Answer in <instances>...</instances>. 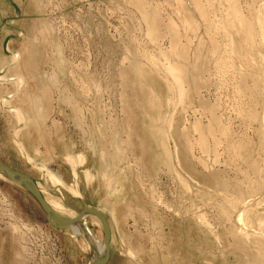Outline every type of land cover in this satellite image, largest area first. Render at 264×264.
Returning <instances> with one entry per match:
<instances>
[{
  "label": "rangeland",
  "instance_id": "obj_1",
  "mask_svg": "<svg viewBox=\"0 0 264 264\" xmlns=\"http://www.w3.org/2000/svg\"><path fill=\"white\" fill-rule=\"evenodd\" d=\"M129 1H132L133 4L135 3L134 7L132 4V7L129 5ZM246 1L253 2V0H240L243 9H245ZM255 1L257 5L264 3V0ZM10 2L2 3L0 0V17L3 22V24L0 23V32L2 33L0 35V56L4 55L8 57L12 53L20 54L21 62L19 63L21 65V70L17 69L15 71H22L24 74L26 73L25 76L30 77L34 71L43 72V75L50 73V70L53 71L55 67L54 57L56 51H60L65 61V68H61L63 65L58 64V69L56 68V70L60 72L67 71V73L71 72L74 74L75 79L83 77L90 90L88 91L89 95H85L88 97L86 99V97L80 95L83 93L80 89L81 85L78 82H72V78L68 77L64 82L65 85L51 87L42 92L44 98L40 107L41 114L35 117L31 110L32 107L28 105L30 101L27 98L30 93L29 91L28 93L21 91L20 94H18V92L15 95L16 92H13L12 82L10 84L5 83L0 85V95L3 96L8 92L10 94L14 93L11 99L12 106L22 108L30 115H28V127L25 128L24 134L26 135V140H30V144H36L35 146L42 155L43 152L45 155H50L54 146L58 147V144L64 145L67 143L68 136L72 133L70 129L66 128L68 124L62 122L68 115L73 114L71 108L64 104V97L73 96L76 98L75 102L78 104V106L75 107L74 121L71 118L73 125L84 134H90V129L94 131L95 127L100 126L103 129L102 131L108 135V138H104V143L106 145L107 141L111 140L112 137L110 129L103 127L99 123L100 119L98 116L100 115L98 113L101 111V113L104 114L102 115L107 119L106 122H109L111 119H119L117 115L113 114L115 104H120L119 106L121 108H119V110L122 114L128 112L126 108L121 106L124 101L122 93L119 95V101H113L111 89L106 87L108 81L113 83L112 80L115 79L117 83L128 84L129 82H127L126 79L130 81L131 79L129 78L132 77L134 79L133 84L139 87L138 107L140 108V106L143 107V105H147L146 100L148 95L143 86L140 85L138 75L131 70V62L134 60H138L140 63L148 62L146 58L147 55L145 54L146 56H143L146 51L147 54L156 57L161 63L167 62L166 57H168L171 62L174 60V62H177L179 60L167 56V54H170V51H172L171 47L169 49L170 40L168 37L162 36L163 39L160 41L161 37L155 39L153 35L148 34L146 31L147 26L144 27V22L140 20L142 12L136 7V0H11ZM146 2L145 4H150V10L155 8V10L157 9L159 12H162H160L161 15L159 12L158 14L164 24H167V21L169 22V20H167L168 17L170 18V23H174V25H172V23L170 25L173 27L177 25L175 30L177 27L178 29L182 27L179 30L177 29V32H179L178 46L180 45L179 47H182L183 45L181 44L187 46V44H189L187 43L188 40H191L192 44L187 46L190 48L191 52L193 47L199 42L197 37L199 32V30H197L198 25H195V29L192 28L194 22L190 24L191 28L190 26L188 28L187 23L182 19L180 21L179 18L181 17L177 16L179 12L175 6L168 2L163 0H154L153 2L152 0H146ZM157 2H160L159 4L161 6L158 7L159 4L155 5ZM163 5L166 6L164 7ZM135 7L138 10H136ZM145 9L147 10V7H145ZM130 13L133 14L135 19L137 18V21L130 20ZM171 19L173 21H171ZM47 22L49 25H47ZM42 25H44V27L47 25L46 29H50L46 34L44 33V35L40 32ZM186 27L188 30L194 29L191 31H195L197 35L195 33L193 35L191 31L187 32L188 30ZM160 30H163V28H160ZM149 36L153 38L154 42L157 40L159 44L153 43V40L150 41L151 38ZM192 37L196 38L193 39ZM160 49L163 52L168 49L169 53L167 52L165 54V52H160ZM157 52H160L159 56ZM162 53L164 56L166 55L165 58H163ZM171 58L172 60H170ZM47 59L49 61H47ZM190 60L192 61V57ZM209 66V70L205 71V73L200 72V75L199 72L198 74L196 73L197 76L195 77L199 78L200 81L202 79L201 83L198 81L199 79H196L191 74L192 77L186 74L187 78L184 77L185 75L183 74L182 76L180 75L181 82H185L182 84L181 82H177L174 75L163 73V76L153 70H147V67H144L141 73L142 76L144 75L145 78L149 79L148 81L151 83L153 89L159 94L161 104L163 103L162 101L166 102L163 108L160 107L162 108L160 111L163 112L165 108L166 112L169 110V113L167 112L168 117H170V115L171 117L173 116L172 120L174 121L178 119L179 126H181V123H184L182 124L184 127L182 126L181 129L184 128L183 131H185L184 134H186L185 141L190 143L187 144L185 142V145L183 144L181 147L180 159L184 169L180 170V172L186 177L189 184H191V189L194 188L195 190L196 188L200 190L198 195V197H200L195 200L196 196H194L193 193L186 191L178 182L172 181V178L166 173H163V171H158L156 173L151 172L153 170L149 167L150 165H148L149 169H147V171H143L142 165L135 169L134 172L133 170L132 172L131 170L127 171L130 182L132 180L134 184L133 186H140L136 188L139 194H136L138 201L134 203L137 210L133 206V215H122L123 217L118 215L115 220V226L118 227V233L125 237V247L137 249L141 254H144L139 255L140 264H261L260 262L253 261L252 254L255 251L264 253V131L262 132L261 129V120L264 117V89L259 84L254 87L251 82L252 80L249 78L246 80V89H249V93L251 91L254 93L255 99H248L247 97L249 96H247V91L245 93V98L243 93L237 91L238 85L236 86V81L233 80L235 77H233V75L224 70L222 71L223 74H221L222 72L217 70L219 75L215 72V69V71H213L211 65ZM144 71H146L147 75H145ZM0 75H2V73H0ZM9 75L8 81L15 77L13 71L10 72ZM192 78H195L197 87L200 86L198 90L193 88L194 85H191V82H193ZM152 80L154 82H152ZM168 82L173 83V90L171 88V92L167 85L169 84ZM202 82H205V84ZM36 83L37 82L29 81L27 88L29 89L32 87L37 91L38 88ZM178 83H181V85H177ZM99 86L100 88H98ZM122 86H119V88ZM82 88L85 89V86ZM257 93H260L261 96H257ZM170 95V99H173L171 107L169 106L170 100L169 102L166 100L169 99L168 97H170ZM205 102H208L207 105H209V108L214 109V112H216L214 115L211 113L210 109H208L207 112L205 108H202L203 105L207 107V105L205 106L204 104ZM161 106H163V104ZM248 110L255 111L256 117H250V112H247ZM107 111H109V114H107ZM1 114L2 113H0V164L21 172L33 178L34 181L38 180L40 184L45 185L46 189L44 188V190L47 194H51L50 196L52 198H54L53 194L55 192V195H57L55 199L60 197V195L63 194V190L47 182L43 177L44 174L42 171L38 172L41 165L39 167H31L27 164L26 166L29 167L26 168L25 164L19 162L15 149L9 150V147L6 149L4 145L10 140L11 133L8 134V126L7 123H5L4 117L6 116V119H8L7 115ZM140 114L141 116L137 123V126H139L141 130L138 133L140 136V147L137 148V146H134L133 150L148 154L145 141L147 140L146 135L148 136L150 134L148 131L144 130V125H146L145 122L148 124V119L145 120L142 118L141 111ZM91 115L95 116L99 125H96L95 119L90 117ZM211 115H213V119L215 116L219 118V121H221L220 124H222L224 128L226 127L225 131L229 132V134L225 133L223 135L220 132H215V130L213 133L211 132V136L207 133L206 136H209H205V132L208 131L209 128L205 129L203 126L208 125V120H210V118L212 119ZM165 116L167 118V114H165ZM30 117L35 118L31 120ZM194 123L196 125L193 129L191 126H193ZM215 124L212 122V125ZM123 127H126L125 129L128 130L127 124L123 125ZM201 127L204 128V133ZM196 129L197 132L195 131ZM199 131L203 133L202 136L204 139L207 138L205 146L201 144L200 140H202L203 137ZM179 132L182 131L179 130ZM136 134L137 132L134 133V135ZM227 135L228 137H226ZM212 136L215 137V140L219 138L221 143L215 142ZM260 137H262V139ZM212 140L218 145L214 144ZM90 141H88L87 144ZM125 141L127 140L125 139ZM141 141L144 143H141ZM240 142L243 143L242 145L245 144L246 146H242L243 148L239 146L238 148ZM227 143L231 146L230 148L227 146ZM171 146L173 148L172 141ZM59 148H61V146H59ZM192 156L196 159L195 161L199 159L198 163L191 158ZM189 159L193 161V164L188 162ZM247 159L250 160L248 161ZM176 161L177 160H175V162ZM150 162H152L151 159L149 164ZM251 162H255L254 165L256 164L260 167L259 176L255 174V170L253 171L254 166ZM51 163L52 162L49 161L48 164L56 166ZM194 165L196 166L194 167ZM34 175L36 177L39 176L40 179L36 178ZM97 176L98 178L101 177L99 173ZM193 177L195 179H193ZM74 183L75 185L73 188L78 190L77 185L79 184V180ZM127 188L130 192L135 190V187L127 186ZM0 189L11 197H9V200H11L12 203L16 200L18 204L12 207V210L16 215H21L24 224L32 227H29V231L20 228L22 232L26 233H24L23 237H20L21 231L19 230L14 234V231L8 226L10 223L8 216H6L8 213L0 202L1 264H88V259L92 256L91 250L88 249L89 253L86 254L84 250L87 246L81 244L82 242L73 241L63 248L61 236L56 235V232L49 226L46 214L43 209L39 207L40 205L37 200L29 193L28 198L24 197V188L0 179ZM59 190L61 194L58 192ZM227 200L229 202H227ZM251 200L255 201L253 208L258 210L257 213L259 215L257 216L261 215L263 217L260 219L261 221L259 220L260 222L258 221V228L253 230H250V227L242 228V225L237 222L241 213L235 214L234 209L230 208V206H233L234 202H240L241 209L239 208V211H245L242 214V218L247 224V214L245 213L250 209V207L247 206ZM98 201L95 200L94 205H87L86 207L97 209L99 207ZM171 207L172 209H178L181 216L175 217V215L179 214H175L172 209L170 210ZM82 208L84 207H80L77 211ZM194 208L198 215L202 216L203 223H201L203 226L201 225L200 228H196L193 225V220H191L189 216L193 215L192 211ZM218 208H223L226 211L228 209V212L231 214L228 215L227 218V216L221 215L220 209ZM138 210L139 212H137ZM114 211H116L115 206ZM127 211L132 210L128 209ZM135 213L140 214L136 215ZM87 219L88 217L85 218L83 223H86ZM208 220L215 224L214 228L208 227L209 225L206 223ZM94 229L97 230V228ZM236 230L243 232L242 235H238ZM212 231L218 233L219 241L216 242L214 238H212ZM257 232L262 236L259 242L260 245L257 244L258 241L255 244L251 239H247L249 236L248 233H252V235L255 236V234H258ZM116 238L118 240H116L114 249H116L118 253L121 250L119 247L120 236L116 235ZM74 245L77 246L80 249V253L83 254L76 256L75 260L72 259V256L70 258V255L66 252L68 248H73ZM116 250L113 251V257L114 254H116ZM15 251L19 252V255H16ZM120 252V255L122 254V259H120L121 256L119 257L118 253V257L114 260L116 264H121L122 260L126 259L125 252ZM2 254L4 255L2 256ZM20 256H22V258H20ZM110 258L108 263L111 264ZM128 263L131 264L130 262ZM262 264L264 263L262 262Z\"/></svg>",
  "mask_w": 264,
  "mask_h": 264
},
{
  "label": "bare ground",
  "instance_id": "obj_2",
  "mask_svg": "<svg viewBox=\"0 0 264 264\" xmlns=\"http://www.w3.org/2000/svg\"><path fill=\"white\" fill-rule=\"evenodd\" d=\"M1 1H2V3H4V2H10L11 0H1ZM153 1L154 0H152V2ZM163 1L168 2V3L172 4L173 6H175V8L179 12V14L178 15L176 14V15L181 17V18H179L180 21L182 19L183 21H185L187 23L188 28H189L190 24H193L194 22L195 23H194V26L192 25V28H194L195 25H198L197 30H199V32H198L197 37H198L199 42H197V44L193 47L191 52H190V48L187 47L189 44L190 45L192 44L191 40L189 41L188 39H186V40H188L187 43H189V44L186 43L187 46H184V44L180 43L183 46L179 47L180 46V45L178 46V44H179L178 43L179 32H177V31L182 28L181 26L183 24L181 26H179L181 28L178 29V27H177L178 30L177 29L175 30V27L177 25L175 24L176 26L173 27L172 25H174V23H172V22H171L172 25H170L171 24L170 18L167 17V20H169V22L167 21V24L163 23L162 19L160 18V15L162 13L161 11H160L161 13L157 9H156L157 10L156 11L154 7H153L154 8L153 10H150V4L149 5L145 4V3H147L146 0H136V7L140 10V12H142L140 20L144 22V25H145L144 27L147 26L146 31L148 32V34L153 35L155 37V39H157L158 37H161V40L159 39L160 41H162V39H163L162 36L168 37L170 40L169 41L170 42L169 49L171 47L172 51H170L171 53L167 54V56L173 57V58H176L177 60L178 59L179 60L177 62H174L175 60L173 62L169 61L168 57H166V55L165 56L163 55L164 52H165V54L167 52L169 53L168 49H167V51L165 50L164 52L160 49V52L161 51L163 52L162 53L163 58L166 57L167 62L165 60H163L166 63H161V61H159L156 57L147 54V51H146V53L144 52L143 56L145 54L147 55L146 58H147L148 62L140 63V61L134 60L133 62H131L130 66H131V70L138 75V78L140 80L139 83L141 86H143V88L145 89V92L148 95V98L146 100L147 105H143V107L140 106V111L142 113V118L145 120L148 119L147 120L148 124L145 122L146 125H144V130L148 131V133L150 134L148 136L146 135L147 140L145 141L146 142L145 144L147 147L146 150H148V154L150 155V159L152 161L149 164L150 165L149 167L152 168V170H153L151 172L156 173L158 171H163V173H166L169 177L172 178V181L178 182L180 185H182V188L184 187V189L186 191H190L191 193H193L194 196H196L195 200H197V198L200 197V196L198 197L200 190H198L196 188H195V190H194V188L191 189V186H190L191 184H189L186 177H184L182 175V173L180 172V170L184 169L183 164H182L181 159H180L181 147L183 144L185 145V142H186L185 141V137H186L185 135L186 134H184L185 131H183L184 128L181 129L182 126L184 127V125H182L184 123H181V126H179L180 124L178 125V119L174 121V120H172L173 116L171 117V115H170L171 118L168 117V113H169L168 111L169 110L167 111L168 113L165 111V108H164L165 113H164V111L163 112L160 111V109H162L165 106L164 103H166V102L162 101L163 106H161L162 104H161V98H160L159 94H157V92H155L151 83L148 81L149 79L145 78L144 75H143L144 76L143 77L141 75V73L143 72L144 67H147V70H153L154 72H156L158 74H162L163 76L166 73L174 75V77L177 79V82H181L180 77L182 76V74L185 75L184 77H186V74L187 75L191 74V75H193V77H195V76H197L198 72H199V75H200V72L205 73V71L209 70V68H210L209 65H211L213 67V71L216 70L215 72H217V70H220L221 72L224 70L227 73L233 75V77H235L233 80L236 81V86L238 85L237 91H240L241 93H243V96H245V98H246L245 93L247 91V93H248L247 96H249L247 98L248 99H255L254 93L252 91L249 93V89L248 90L246 89V86H247L246 80L250 78L252 80V81L251 80L250 81L253 83L254 87H256L259 84L264 89V3L257 5L255 0H253V2H249V1L247 2L246 1L247 3L245 2V4H246L245 9H243L242 5L240 3V0H163ZM131 2L129 3V5L131 6V4H132L134 7L135 3L133 4V2L132 3ZM149 2H151V1H149ZM159 3L157 2V4H155V5H158ZM159 6H161V5L159 4L158 7ZM145 7H147V10L145 9ZM137 8H136V10H138ZM151 8H152V6H151ZM173 10H174V8H173ZM158 12L160 13V15L158 14ZM136 19L134 18L133 14L130 13V20L135 21ZM177 20H178V18H177ZM0 21H1V17H0ZM164 21H165V19H164ZM171 21H173V20L171 19ZM1 23L3 24L2 21H1ZM47 25H49L48 22H47ZM46 26L45 27H44V25L41 26L40 32L43 35H44V33L46 34L50 30V29L47 30ZM187 27H186V29H187ZM160 28H163V30H160ZM190 28H191V26H190ZM138 29L141 30L140 28H138ZM194 29H190V30L187 29L188 30L187 32H190L191 30H194ZM192 32L193 31H191V33ZM194 33L196 34L195 31L192 34L194 35ZM1 34L2 33L0 32V35ZM183 34H184V31H183ZM185 35H183V36H185ZM180 37H182V36H180ZM150 38H151L150 41H152L153 38L152 37H150ZM195 38H193V39H195ZM181 39H184V38H181ZM156 41L154 42V40H153L152 42L157 44L158 41L157 42ZM159 47H160V45H159ZM156 48H157V46H156ZM160 52L159 53L157 52L158 56H159ZM56 55H57V58H56ZM56 55L54 57L55 67L53 68V71L50 70V73H48L46 75H43L42 74L43 72L40 73V72L34 71V73H32L30 75V77L25 76L26 73L24 74L22 71L21 72L15 71L17 69H20V67H21V65L19 63V62H21L20 61V59H21L20 54L12 53L8 57H6L4 55L0 56V73H2V75H0V85L5 84V83L10 84L12 82V87L14 89L13 92L14 91L16 92L15 95L18 92H19L18 94H20L21 91H24L27 93L29 91L30 93L28 94L27 98L30 101H29V103L28 102L27 103H28V105H30L32 107L31 110L33 112V115H35V117L40 116V114H41L40 107L42 105L41 102H43V98H44V94L42 92L50 89L51 87H55L58 85H65L64 82H65V80H67L68 77L72 78V82H74V83L78 82L81 85L80 89L83 92L80 94L81 96L86 97L85 95H87L88 91H90L88 88L87 82L83 77L75 79L74 74L71 72L67 73V71L60 72V71L56 70V68L58 69V64H62L63 67H61V68H65V61L62 58L60 51H56ZM191 57H192V61L190 60ZM160 58H162V57H160ZM170 60H172V58ZM47 61H49V60L47 59ZM143 64L146 66H144ZM61 68H60V70H61ZM32 69H34V68H32ZM12 71L15 73V77L12 80L9 79V81H8V78L10 76L9 73ZM144 72H145V75H147L146 71H144ZM217 74H219V73L217 72ZM221 74H223V72ZM191 75H190V77H192ZM206 75H207V73H206ZM167 77H168V75H167ZM186 78H185V81H186ZM195 78L199 79L197 77H195ZM195 78H192L194 83L191 82L192 83L191 85L192 86L194 85L193 88L198 90V88H200V86L197 87V82H196ZM182 79H183V77H182ZM206 80H207V78H206ZM29 81L30 82L31 81L37 82L36 83V86L38 88L37 91H35L32 87L29 89L27 88ZM198 81H200V79ZM201 81H202V79H201ZM201 81H200V83H201ZM152 82H154V81L152 80ZM183 82H181V83L183 84ZM168 83L169 84H167V85H168L170 92H171V88L173 90V87H172L173 83L172 82H168ZM181 83H178L177 85H181ZM202 83L205 84V82H202ZM203 84H201V85H203ZM84 86H85V89L82 88ZM98 88H100V86ZM187 88H188V86H187ZM13 94H10L8 92V93H5V95H3V96L0 95V107H1L0 113L7 115L8 119H6V116L4 117L5 121H6L5 123H7V126H8V134L11 133L10 140H8L4 146L6 147V149H7V147H9V150L15 149L16 153H17V157L19 158V162L25 164V166L27 164H29L31 167H39L41 165V167L39 168V171L38 170L37 171L38 172L42 171V173L44 174L43 177L47 180V182H50L55 187H59L60 189H67V191L69 193H71V195H73V197L81 196V195H79L80 191L74 189L73 187L75 185L74 182H76L78 180V174L76 172V168L78 166L80 167V165H83L85 163L86 158H87L85 155L86 153L85 154L79 153L77 155H74V154L72 155V154H69L67 152L65 154L66 156L64 157V161L67 162L68 164H70L72 171H73L72 172L73 185L72 184L66 185L65 182H63L58 177V175L56 173L52 172L50 170V168L46 165V162L44 161L45 159L43 160V155L35 146L36 144L35 145L30 144L29 143L30 140H26V137H25L26 135L24 134V131H25V128L28 127V122H29L28 115L29 114H27V111L23 110L22 108L12 106L11 99L13 97ZM181 94H183V93H181ZM198 95H200V94H198ZM235 95H236V93H235ZM259 95H260V93H257V96H259ZM187 96H186V99H187ZM183 97H184V95H183ZM87 98L88 97H86V99ZM168 98L169 99H166V100H167V102H169V100H170L169 106L171 107L173 99H170L171 95ZM75 101H76V98L73 96L64 97V104H66L68 107H70L72 112H73V114H71L73 121H74V117H75V113H74L76 110L75 107L78 106V104ZM207 103L208 102L204 103L205 106L207 105ZM167 105H168V103H167ZM210 106H213V105H210ZM160 107H162V108H160ZM207 107H204V105H203L202 108H205V111H207V112H208V109H210L211 113H213V115H214V113H216V112H214V109L209 108V105H207ZM206 108H207V110H206ZM156 109H157V113H156ZM216 109H217V107H216ZM107 110H108V108H107ZM185 110H187V109H185ZM247 112H250L249 113L250 117H256L255 111H252V110L249 111L248 110ZM98 114L100 115V116H98L100 119L99 123L103 127L110 129V134H111L112 139L107 141L106 147H104L105 144L103 145L101 140L92 139L87 144V147H88V149H90L93 152L99 150V153H100L99 157L101 158V161L107 162V163H105V165L109 164L108 161H110V160L113 161L112 163L109 164V166L106 165V166H108L106 168L108 170H107V172L103 171L106 173H101V175H100V171L97 172V174L99 173V176H101V179L103 178L105 180L104 181L105 182V189H106V193L108 194V197L106 199L98 202L100 209L97 208L100 210V212L99 211L98 212L102 214V216L104 217V219L106 221V224L108 226V233H109V241H108L109 254H108V257H107L104 264H107L110 256L112 255L111 249H112V247H114L113 245L116 244V240H118L116 238V235L120 236V239H119V242H120L119 247L121 249L120 251H124L125 257H126L125 260H122L121 264H123V261H124V264H129L128 262H130L131 264H140V258H139L140 256L139 255H142L143 253L141 254L137 249L125 247V242H124L125 237L118 233V227L115 226V224H116V222H115L116 216L114 215L115 214V211H114L115 205L113 202H112L113 203L112 204L110 201H108V199L110 200V198H112V197H113V199L114 198L116 199V197H118L119 195H120V199H121V197L122 198L126 197V195L130 192V190L126 186V184L128 183V179H129V176L127 174L128 172L125 171L124 169L118 170L116 167L117 156L121 155L122 147L123 146H128L129 148L131 147L129 144L130 138L127 137L129 139V140H127V143L125 141L126 138L123 140L120 132L124 127L122 128V124H121L122 122L121 121H120L121 123L119 122L120 119H111L109 122H106L107 119H105V117L103 116L104 114L101 113V111ZM165 114H167V118H166ZM209 114H210V112H209ZM213 115H211L212 116V119L210 118L211 121L208 120L209 121L208 125L203 126L205 129L209 128L208 131L205 132V136H206V133L211 136V132L213 133L215 130H216L215 132H220L223 135L225 133L229 134V132L225 131L226 127L224 128V126H222V124H220L221 121H219V118H217V116H215L213 119ZM35 117H33V118H35ZM33 118L30 117L31 120ZM176 121H177V123H176ZM212 122L214 124L215 123L216 124L212 125ZM195 123L193 124V126H191L193 129H194V126L197 124V123L196 124ZM123 125H126V124H123ZM199 127H200V125H199ZM203 127H201V129L203 130L202 132L204 133L205 130ZM197 128H198V126H197ZM178 129L180 131H182L183 133L179 132ZM261 129L263 132L264 131V117L261 120ZM102 130L103 129L100 126H97V127H95L94 131H92L90 129V134L93 135L94 133H96V134H100V136H101V134L104 133V131H102ZM195 131L197 132V129ZM227 131H228V128H227ZM229 131H230V129H229ZM202 132H200L201 136L203 134ZM130 133H129V129H128L127 135H129ZM209 135H207V136H209ZM214 135H215V133H214ZM175 136H176V139H175ZM226 137H228V135ZM187 138H186V140H187ZM213 138L215 140L214 136H212V139ZM229 138H230V136H229ZM260 138L262 139V137H260ZM206 139H204V137H203L202 140H200L202 146L206 145V142H207ZM214 140H212L214 144H217L220 142L219 138L215 140V142H217V143H215ZM171 141L173 143V148L171 146ZM103 142H104V140H103ZM227 142H229V141H227ZM139 143H140V141H139ZM141 143H144V142L141 141ZM186 143L188 144L190 142H186ZM229 143H227L228 144L227 146L230 148L231 146L229 145ZM242 144L243 143L240 142L238 144V148H239V146L240 147L246 146L245 144L244 145H242ZM201 151H203V150H201ZM87 152H89V151H87ZM114 153H116V154L120 153V155L115 156ZM211 153H212V151H211ZM123 157L121 156L120 160H123ZM191 158H193V156ZM125 159L126 158L124 157V160ZM193 159H194V161L196 160L195 158H193ZM193 159H191V160H193ZM139 160L141 161V158ZM139 160H138V162H139ZM175 160H177V161L175 162ZM247 160L249 161L250 159H247ZM198 161H199V159L195 162L198 163ZM188 162H191L193 164V161H190V159ZM175 163H176V165H175ZM254 163L251 162V164L254 166V167L252 166L253 171L255 170L254 171L255 174L259 176L260 167H258L256 164L254 165ZM200 165H201V162H200ZM195 166L196 165H194V167ZM28 167L29 166H26V168H28ZM139 167H140V165L138 166V168ZM106 169H104V170H106ZM19 173H21V172H19ZM27 177H29V176H27ZM84 177H85L86 181L89 182L95 178V173L92 172L90 169H85L84 170ZM29 178L31 179V177H29ZM36 178L40 179L39 176ZM121 178H125L127 180L124 179L125 181H123V179H121ZM191 178H192V176H191ZM0 179H2L4 181H8L10 183L17 184L15 182L9 180L7 177H5L1 173H0ZM193 179H195V178L193 177ZM46 180H45V182H46ZM32 181L34 182L39 194L41 195V198L44 200V202L49 206V208L55 214L59 215L62 218L66 217L68 219L74 218L79 214V213H74L72 210H70L69 208H67L64 205L65 202L62 199L65 198L64 197L65 195L61 194L60 190L58 191L61 194L60 197L55 199L57 197V195H55V193H56L55 191H54L55 193L53 194L54 198H52L50 196L51 194L50 195H49V193L47 194V192L44 190L45 185L40 184L38 180L37 181L32 180ZM17 185L21 186L19 184H17ZM53 185H52V187H53ZM21 188H24V187L21 186ZM47 188H48V186H47ZM23 190H24V197L28 198V196H29L28 193L34 197V195L30 191H28L26 188H24ZM9 197L10 196H8L7 193L3 192V190L0 189V202L2 203L1 205L4 206L5 211L8 213L6 216H8V218L10 220V223L8 226H10L12 231H14L13 232L14 234L16 232H18V230L21 231L20 237H23L25 232H22V230H20V228H23V229L29 231L30 228H32V227H30V225L24 224V222H22V219H21L22 217L20 214H17V215L15 214V212L12 210V207L17 206L18 203L16 202V200L15 201L13 200L14 203H12L11 200H9ZM62 201L64 203H62ZM37 202L40 205L39 207L42 208V206L38 200H37ZM227 202H229V201L227 200ZM254 203H255V201L251 200L249 205L247 206V207H250V209L248 211H246V213H245V214H247L246 215L247 224L244 222V220L242 218L243 217L242 214L245 211H239V208L241 209V203L240 202H234L233 206H230L231 209H234L235 214L239 213V212L241 213L240 216L238 217L237 222L242 225V228H244V227L249 228L250 227V230L256 229V228H258V223L261 221L260 219H262L264 217V216L262 217L261 215L257 216L259 214L257 213L258 210L253 208ZM108 205H110V207H108ZM192 208H193V205H192ZM223 208L222 209L218 208V209H220L221 215L227 216V218H228V215H230L231 213L228 212V209L226 211ZM91 209H93V207ZM171 209H172V207L170 208V210ZM94 210H96V209H94ZM172 211L175 214H179V215H175V217L181 216L180 211L178 209H172ZM75 212H77V211H75ZM45 214H46V212H45ZM192 214L193 215H189V216H190V219L193 220V225L196 228H200L202 223H203L202 222V216L198 215V213L195 211V208L193 209ZM86 217H88V219L86 220V223H83L85 221ZM46 219H47V223L49 224L47 214H46ZM51 221H56V220L51 218ZM206 223L209 225L208 227L214 228L215 224L211 223V221L208 220ZM19 224L21 227L19 226ZM49 226L51 227L50 224H49ZM80 228H81V230H80ZM94 228H97V230H95ZM53 230L56 232V235L61 236V243H62L63 248H64V246L69 245L70 242H72V241L73 242H82L81 244H83V245L85 244L87 246V248H85L84 252L86 254H88L89 253L88 249H90L92 252V257L90 259H88V264H91L93 260H99L105 256V252L107 249H106V246H105L104 240H103V238H104L103 225L101 224L99 218L96 215H94L92 213L84 215L80 221V224H75L72 228L69 229V231L67 233L57 232L55 229H53ZM236 231H237L238 235L240 234V236L243 233V232L238 231V230H236ZM208 233H210V232H208ZM248 235L249 236L247 239H251V241H253V243H255V244L258 241L257 244L260 245L259 242H260V239L262 237L261 234L258 233L257 235L255 234V236H253L252 233H248ZM211 236H212V238H214V240L216 242L219 241L218 233L212 231ZM244 236H246V235H244ZM20 237H19V239H20ZM69 237H71V238H69ZM71 239H73V240H71ZM15 241H16V239H15ZM256 247H257V245H256ZM21 251H22V249H21ZM15 252H16V255H19V252H17V251H15ZM68 253L71 256H74V260H75L76 255H79V253H80V249L74 245L73 248H68ZM3 255L4 254H2V256ZM252 255H253L252 258H253L254 262H260L261 264H262V262L264 263V253H261L260 251H255ZM20 258H22V256H20ZM0 264H1V262H0Z\"/></svg>",
  "mask_w": 264,
  "mask_h": 264
},
{
  "label": "crops",
  "instance_id": "obj_3",
  "mask_svg": "<svg viewBox=\"0 0 264 264\" xmlns=\"http://www.w3.org/2000/svg\"><path fill=\"white\" fill-rule=\"evenodd\" d=\"M131 76H133V75H131ZM129 79H131V80L129 81L126 79V81L129 82L128 84L127 83L126 84L117 83V80L113 79L112 80L113 83H110L108 81V83L106 85L107 88L111 89V95L113 97V101L114 100L119 101V95L121 93L123 94L124 101H123V104H121V106L123 108H126L128 112H124L125 115L122 114V112L119 110V108H121L119 106L120 104H118V105L115 104L114 105L115 109H114L113 114L117 115L118 118L120 119V121L122 122V123L120 122L122 124V128H123V124H127L128 129H129V133L131 132L129 135H127L128 130H126L125 127L120 132L122 138H124V139L126 138V140H129L128 138H130L129 144L131 147L129 148L128 146H123L122 147L123 150L121 149V151H122L121 155H120V153H117V154L114 153L115 156L120 155V156H117L116 167L118 170L119 169H124L125 171L131 170V172L133 170V172H134L135 169H137L139 165H142L143 171H147V169H149V167H148L149 161H150L149 155L142 153L140 151L136 152L135 150L132 149L134 146H137V148L140 147V145H139V139H140L139 137L140 136L138 133L141 130H140V127L137 126V123L139 122V118H140L141 114H140V108L138 107V105H139L138 104L139 103V87L137 85L133 84L134 79L132 77ZM119 86H122V87L119 88ZM113 104H114V102H113ZM107 114H109V111L107 112ZM70 116L71 115H68L66 118L63 119L64 121L62 120L63 123L68 124L66 128L70 129L72 132V133L69 132L70 135L68 136V142L65 143L64 145L58 144V147L54 146L53 151H51L50 155H45L44 152L42 150L41 151L43 152V160L45 159L44 161L46 162V165L50 168V170L52 169L51 170L52 172L55 171L54 173H56L58 175V177L63 182H65L66 185H71L73 183V176H72L73 171H72L70 164H68L67 162L64 161V157L66 156L65 154L67 152L69 154H72V155L73 154L77 155L79 153H83V154L86 153L85 155L87 158H86L85 163L83 165H80V167L78 166L76 168V172L78 174V180H79V184L77 185V188L80 191L79 195H81V196L73 197V195H71V193H69L67 191V189H62L63 194L65 195L64 196L65 198L62 199L65 202L64 205L67 208H69L70 210H72L74 213H80V211H82L83 209L92 208V207H86V206L87 205H94L95 200L101 201V200H104L108 197V194L105 191V182H104L105 180L103 178L101 179V177L98 178L97 172L100 171V175H101V173H106L108 170L106 168L113 161H111V160L108 161L109 164H106V165H108V166H106L105 163H107V162L101 161V158L99 157V155H100L99 150L93 152L90 149H88V147H87V142L92 140V139L101 140L103 145H104L105 143L103 142V140H104V138H108V135L106 133L101 134V136H100V134H96V133H94L93 135L92 134H84L81 131H79V129H77L73 125L72 120H71L72 117H70ZM90 117H93V119H95V116H93V115H91ZM95 123H96V125H99V123L96 119H95ZM134 132H137V134L134 135ZM59 146H61V148H59ZM104 147H106V145H104ZM87 151H89V152H87ZM121 156L122 157L124 156L126 159L124 160V157H123V160H120ZM138 158L139 159L141 158V161ZM138 160H139V162H138ZM49 161H51L56 166L49 165L48 164ZM85 169H90L92 172L95 173L96 177L94 179H92L91 181L86 182V180L84 178V170ZM104 169H106V170H104ZM103 171H106V172H103ZM121 179H123V181L127 180L125 178H121ZM133 185L134 184L132 183V180L130 182V180L128 179V183L126 184V186L132 187ZM136 186L137 185L133 186V187H135V190L128 193L126 195V197H123V198L121 197V199H120V195H119L118 197H116V199L115 198L113 199V197L110 198V200L108 199V201H110L111 203L113 202L115 205L116 214H114V215L116 217L118 215H121V216L122 215H130V214L133 215V213H132L133 212V206L135 207L134 203L138 201V197L136 196V194L137 195L139 194L136 188L140 187V186L139 187H136ZM63 201H62V203H64ZM80 207H84V208L77 211V209H79ZM108 207H110V205H108ZM135 208L137 210V207H135ZM93 209H95V208H93ZM99 209H96V210L100 212ZM126 209L127 210L129 209L132 211H127ZM74 210L77 212H75ZM137 212H139V210ZM135 214L138 215L140 213H138V214L135 213ZM117 222H118V218H117ZM69 238H71V237H69ZM113 246H115V244ZM115 250L116 249H114V247H112V255L110 258V260H111L110 262H112V264H116V261H114V260H116V257H118V255H119V257L121 256L120 253L118 252L119 253L118 254L117 250H116V254H114V257H115V259H114L113 251H115ZM66 252L68 255H70L67 250H66ZM80 255H83V254L80 253L79 255H76V256H80ZM91 257L92 256H90V258ZM70 258H71V255H70ZM72 259H74V256H72ZM75 259H76V257H75ZM120 259H122V256L120 257ZM107 264H109V263L107 262Z\"/></svg>",
  "mask_w": 264,
  "mask_h": 264
},
{
  "label": "water",
  "instance_id": "obj_4",
  "mask_svg": "<svg viewBox=\"0 0 264 264\" xmlns=\"http://www.w3.org/2000/svg\"><path fill=\"white\" fill-rule=\"evenodd\" d=\"M0 23H1V21H0ZM0 173L3 174L5 177H7L9 180L23 186L24 188H26L28 191H30L34 195V197L41 204L43 210L46 212V214L48 216L49 224L57 232L67 233L69 231V229L72 228L75 224H80V221L84 215H87L90 213L96 215L99 218L101 224L103 225V231H104L103 240H104V244H105L107 250L105 252L104 257H102L99 260H93L91 264H104L105 263V261L108 257V254H109V250H108L109 249V245H108L109 233H108V226H107L106 221H105V219L101 213H99L98 211H96L94 209L87 208V209L82 210L74 218H69V219L68 218H62L59 215L55 214L49 208V206L44 202V200L41 198V195L39 194L34 182L29 177L9 168L8 166L2 165V164H0ZM51 218L55 219L56 221H51Z\"/></svg>",
  "mask_w": 264,
  "mask_h": 264
}]
</instances>
